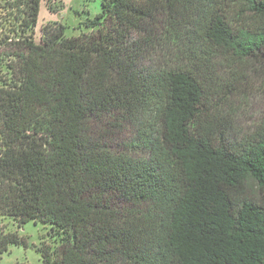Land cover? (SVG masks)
<instances>
[{"label":"trees","instance_id":"obj_1","mask_svg":"<svg viewBox=\"0 0 264 264\" xmlns=\"http://www.w3.org/2000/svg\"><path fill=\"white\" fill-rule=\"evenodd\" d=\"M41 1L0 0V215L50 225L43 264H264V0H103L37 42Z\"/></svg>","mask_w":264,"mask_h":264},{"label":"rangeland","instance_id":"obj_2","mask_svg":"<svg viewBox=\"0 0 264 264\" xmlns=\"http://www.w3.org/2000/svg\"><path fill=\"white\" fill-rule=\"evenodd\" d=\"M102 2L103 0H42L34 39L39 42L43 28L54 25H63L68 38L80 36L87 32L85 24L101 13ZM8 72V69L0 64V86L8 76ZM257 105L260 106L261 103ZM255 115L256 112L248 114L247 120L244 122L245 127L251 125V119ZM244 125L242 126L244 127ZM1 228L5 229V232H14L21 238H25L28 247L11 246L7 253L0 254V264H15L17 262L43 264L42 256L37 248L40 246L53 248L55 244L49 233L50 225L41 222L32 221L19 228L15 221L0 215Z\"/></svg>","mask_w":264,"mask_h":264}]
</instances>
